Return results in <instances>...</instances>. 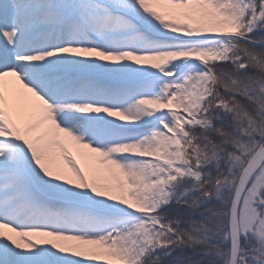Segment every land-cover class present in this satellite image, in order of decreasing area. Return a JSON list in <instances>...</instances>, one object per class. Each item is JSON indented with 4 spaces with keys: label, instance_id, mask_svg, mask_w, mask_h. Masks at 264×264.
<instances>
[{
    "label": "snow or ice",
    "instance_id": "snow-or-ice-1",
    "mask_svg": "<svg viewBox=\"0 0 264 264\" xmlns=\"http://www.w3.org/2000/svg\"><path fill=\"white\" fill-rule=\"evenodd\" d=\"M262 34L264 0H0V264H264Z\"/></svg>",
    "mask_w": 264,
    "mask_h": 264
},
{
    "label": "trees",
    "instance_id": "trees-1",
    "mask_svg": "<svg viewBox=\"0 0 264 264\" xmlns=\"http://www.w3.org/2000/svg\"><path fill=\"white\" fill-rule=\"evenodd\" d=\"M262 35H264V34H262ZM184 254H185V255H190L191 253H190L189 250H186Z\"/></svg>",
    "mask_w": 264,
    "mask_h": 264
},
{
    "label": "rangeland",
    "instance_id": "rangeland-1",
    "mask_svg": "<svg viewBox=\"0 0 264 264\" xmlns=\"http://www.w3.org/2000/svg\"><path fill=\"white\" fill-rule=\"evenodd\" d=\"M177 255H178V254L174 253V254H173V258H175Z\"/></svg>",
    "mask_w": 264,
    "mask_h": 264
}]
</instances>
